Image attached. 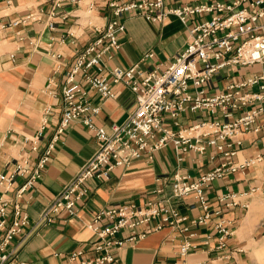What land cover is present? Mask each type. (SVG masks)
<instances>
[{"label":"crops","instance_id":"obj_1","mask_svg":"<svg viewBox=\"0 0 264 264\" xmlns=\"http://www.w3.org/2000/svg\"><path fill=\"white\" fill-rule=\"evenodd\" d=\"M54 1L14 0V5L7 6L0 0V25L30 11L39 13V19L28 25L5 29L0 26V173L12 170L22 158H29L30 164H34L39 152L32 150L25 136L38 133L46 118L49 125L39 146L46 145L50 130L64 109L61 90L67 72L77 55L100 36L112 16L104 2H97L88 12L84 1L67 0L56 7ZM49 22L54 26L50 27ZM189 23L191 27L193 21ZM125 24L119 49L106 53L102 59V73L109 79L110 69L130 67L149 52L154 56L143 68H164L190 40L189 28L176 16L153 22L143 16L127 15ZM254 74H264V65L225 69L209 81V92ZM77 83L88 89L81 75ZM112 87L117 93L114 98H102L88 89L90 100L101 107L95 124L107 132L112 131L114 123H123L137 107L136 94L129 86L113 83ZM209 117L207 111H197L188 112L179 120L188 126ZM98 147L95 132L82 120L74 121L58 143L43 178L25 194L22 204L30 224L23 236L14 240V245L18 258L26 264H69L70 253L87 248L96 239L89 225L99 209L169 196L176 173L196 179L223 161L213 148L204 153L185 152L176 150L174 142H169L151 161L140 158L130 165L116 167L106 180L91 179L89 194L75 206L74 214L62 211L52 222L43 221L48 203ZM236 149V161L264 155V127L245 134ZM221 194L232 196L221 200ZM8 195L13 196L14 191ZM207 196L209 220L197 223L205 214L204 209L193 195L187 196L177 202L179 216L186 221L177 228L165 226L127 244L119 252L121 264H252V254L264 243V159L216 179L207 188ZM233 201L234 205H228ZM222 221L232 232L223 248L215 230ZM157 224L158 221H152L137 231ZM185 241L191 249L184 257L180 249ZM87 252L89 257L94 255Z\"/></svg>","mask_w":264,"mask_h":264},{"label":"built area","instance_id":"obj_2","mask_svg":"<svg viewBox=\"0 0 264 264\" xmlns=\"http://www.w3.org/2000/svg\"><path fill=\"white\" fill-rule=\"evenodd\" d=\"M2 1L8 6L14 5V0ZM65 1L55 0L54 5L61 6ZM71 1H84L88 12L97 2H104L112 16L100 36L77 55L67 72L61 90L64 109L58 123L50 130L46 145L39 146L49 125L46 118L38 133L25 136V142H30L32 150L39 152L34 164H30L29 158H22L12 170L0 173V264H26L18 258L14 245V240L22 237L30 224L22 199L43 178L58 143L78 119L95 132L99 147L48 203L42 216L46 222H52L62 211L74 214L75 206L89 194L91 179H107L116 167L130 165L140 158L151 161L169 142H174L176 150L185 152L204 153L207 148H213L223 161L196 179L176 173L169 196L99 209L89 225L96 239L87 248L70 253L69 264H121L119 252L127 244H134L165 226L177 228L186 221L187 218L179 216L177 202L187 196L193 195L199 201L205 214L197 223H205L211 218L209 185L264 159V155L244 162L234 159L244 135L264 127V74L230 82L215 92H209L208 87L209 81L225 69L256 63L264 65V0ZM127 15L143 16L153 22L176 16L189 28L190 40L164 68H143L154 56L149 52L130 67L110 69L109 79L102 73V59L106 53L119 49ZM38 19L39 13L30 11L0 26L3 29L25 26ZM190 21H193L191 27ZM48 25L54 26L52 22ZM78 75L83 77L88 89L95 90L102 98L116 96L113 83L126 84L136 94V109L123 123H114L112 131L107 132L95 124L101 107L90 100L88 89L77 83ZM197 111H207L210 117L182 125L180 116ZM18 180L21 182L15 187ZM9 191H14V195L9 196ZM229 196L232 195L221 194L220 199ZM234 204L233 201L228 205ZM152 221H158L154 228L137 231ZM215 230L220 246L225 247L231 230L224 221L218 223ZM124 233L127 234L124 236ZM190 249L191 244L185 241L181 255L185 257ZM87 251L94 255L89 257Z\"/></svg>","mask_w":264,"mask_h":264},{"label":"rangeland","instance_id":"obj_3","mask_svg":"<svg viewBox=\"0 0 264 264\" xmlns=\"http://www.w3.org/2000/svg\"><path fill=\"white\" fill-rule=\"evenodd\" d=\"M104 180H106V179H104ZM263 222H264V220H263ZM252 258H253L252 264H264V243L262 245H260L259 249L252 254Z\"/></svg>","mask_w":264,"mask_h":264},{"label":"bare ground","instance_id":"obj_4","mask_svg":"<svg viewBox=\"0 0 264 264\" xmlns=\"http://www.w3.org/2000/svg\"><path fill=\"white\" fill-rule=\"evenodd\" d=\"M8 6V5H7ZM49 124V123H48ZM28 215V214H27Z\"/></svg>","mask_w":264,"mask_h":264}]
</instances>
